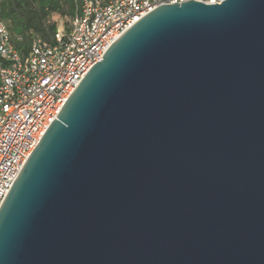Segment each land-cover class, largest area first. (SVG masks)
<instances>
[{
    "label": "water",
    "instance_id": "95a60500",
    "mask_svg": "<svg viewBox=\"0 0 264 264\" xmlns=\"http://www.w3.org/2000/svg\"><path fill=\"white\" fill-rule=\"evenodd\" d=\"M0 264H264V0L122 33L1 204Z\"/></svg>",
    "mask_w": 264,
    "mask_h": 264
},
{
    "label": "built area",
    "instance_id": "2783aa9c",
    "mask_svg": "<svg viewBox=\"0 0 264 264\" xmlns=\"http://www.w3.org/2000/svg\"><path fill=\"white\" fill-rule=\"evenodd\" d=\"M74 1L78 9L67 30L55 23L50 41L32 36L27 50L23 37H12L0 19V206L60 109L110 45L157 7L187 0Z\"/></svg>",
    "mask_w": 264,
    "mask_h": 264
},
{
    "label": "trees",
    "instance_id": "16d2710c",
    "mask_svg": "<svg viewBox=\"0 0 264 264\" xmlns=\"http://www.w3.org/2000/svg\"><path fill=\"white\" fill-rule=\"evenodd\" d=\"M77 9L78 2L74 0H2L0 19L12 37H23L21 45L27 50L32 36L51 40L56 29L55 23L51 22L52 14L71 18Z\"/></svg>",
    "mask_w": 264,
    "mask_h": 264
},
{
    "label": "rangeland",
    "instance_id": "374dc122",
    "mask_svg": "<svg viewBox=\"0 0 264 264\" xmlns=\"http://www.w3.org/2000/svg\"><path fill=\"white\" fill-rule=\"evenodd\" d=\"M69 21H70V18L69 16H60V15H57V14H52L51 15V22H54L64 28H67L69 27Z\"/></svg>",
    "mask_w": 264,
    "mask_h": 264
}]
</instances>
